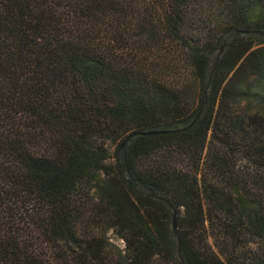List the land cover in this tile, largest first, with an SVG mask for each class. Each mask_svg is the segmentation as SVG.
I'll return each instance as SVG.
<instances>
[{
	"label": "trees",
	"instance_id": "16d2710c",
	"mask_svg": "<svg viewBox=\"0 0 264 264\" xmlns=\"http://www.w3.org/2000/svg\"><path fill=\"white\" fill-rule=\"evenodd\" d=\"M0 264H264V0H0Z\"/></svg>",
	"mask_w": 264,
	"mask_h": 264
},
{
	"label": "water",
	"instance_id": "95a60500",
	"mask_svg": "<svg viewBox=\"0 0 264 264\" xmlns=\"http://www.w3.org/2000/svg\"><path fill=\"white\" fill-rule=\"evenodd\" d=\"M163 133L162 131H148V132H137L134 133V135H140V136H151V135H157ZM172 227L175 229V216H173V222Z\"/></svg>",
	"mask_w": 264,
	"mask_h": 264
},
{
	"label": "rangeland",
	"instance_id": "374dc122",
	"mask_svg": "<svg viewBox=\"0 0 264 264\" xmlns=\"http://www.w3.org/2000/svg\"><path fill=\"white\" fill-rule=\"evenodd\" d=\"M113 150V147L111 148V151ZM111 242L115 245H117L118 247L120 248H123V243L119 240H116V239H111Z\"/></svg>",
	"mask_w": 264,
	"mask_h": 264
}]
</instances>
